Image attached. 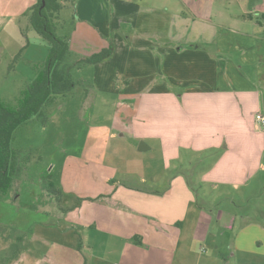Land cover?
Returning <instances> with one entry per match:
<instances>
[{
    "label": "crops",
    "instance_id": "crops-1",
    "mask_svg": "<svg viewBox=\"0 0 264 264\" xmlns=\"http://www.w3.org/2000/svg\"><path fill=\"white\" fill-rule=\"evenodd\" d=\"M37 1L0 0V52L14 51L12 61L31 44L24 34L31 30ZM61 3L59 15L72 0ZM82 3L89 14H82ZM92 3L75 5L74 29L66 38L72 52L87 57L107 48L105 35L113 34L114 55L95 66L93 89L119 92V111L127 118L119 121L121 135L144 140L133 142L140 144L135 162L150 167L148 176L118 169L116 175L154 184L171 171V183L164 191L116 186L113 175L79 206L45 208V215L67 225L63 235H48L46 229L55 228L43 224L34 236L41 237V256L31 253L30 259L34 264H264V206L256 214L238 213L245 199L230 197L252 194V183L264 175V127L256 122L264 115V0H117L115 29ZM28 61L37 75L41 60ZM117 76L122 80L116 89ZM23 92L11 98L20 100ZM155 154L159 175L152 171ZM200 164L204 169L194 172ZM211 193L214 203H229L201 204L200 196ZM7 222L0 217L3 256L8 250L2 243L12 237L2 230H13ZM27 254L11 256L7 264H25Z\"/></svg>",
    "mask_w": 264,
    "mask_h": 264
},
{
    "label": "rangeland",
    "instance_id": "rangeland-1",
    "mask_svg": "<svg viewBox=\"0 0 264 264\" xmlns=\"http://www.w3.org/2000/svg\"><path fill=\"white\" fill-rule=\"evenodd\" d=\"M80 1L72 0L69 9H65L61 15H59L60 13L55 15L53 27L60 38L63 39L71 35L75 25L74 16H77L75 5H78ZM115 1L117 0H97V2L94 0V4L92 3L94 12H98V7L102 12H106L105 22L109 26L113 24L114 29L117 23ZM81 7L82 14L83 12L89 14L90 11L87 8L83 10V3ZM194 10L196 11V9ZM30 28L32 31L27 30V34H24V30L21 29L22 34L29 39L31 44L27 45L21 55L20 52H15L20 55L19 57L14 56L12 61L9 55L14 51L0 52V97L12 107L18 106L19 98L12 99L11 96L20 97V92L27 89L37 76L28 59L32 62L41 60L39 69L42 70L50 51L49 43L39 36L32 27ZM114 29L111 31L115 32ZM105 37L109 38V45L114 40L113 34L105 35ZM15 42L16 37L14 36L13 44ZM96 65L82 63L81 66L79 65L80 67L71 71L73 79L77 82L76 87L67 96L57 97L44 108L47 116L46 123H43L41 118H36L21 126L14 134L12 147L15 150H22L18 162L23 168V173L20 178H14L8 195L0 200V217L8 221V225L13 228L11 232L4 228L2 230L8 236L10 234L12 238L9 239V242L2 243L8 252L4 251L7 252L5 256L0 252V264L10 263L11 256L17 258L23 251L28 253L25 264L33 261V258L30 259L31 253L40 257L41 237L35 238L34 236L41 234L43 224H53L52 226L55 228L54 231L46 229L48 235L64 234L61 227L65 230L64 226L67 224L52 214L45 215V211H43L45 208L48 211L52 210L54 204H57L55 198L47 199L44 191L45 186L50 182H53L57 188L60 187L65 194L62 206L66 207H72L79 203L82 197L89 195L88 193L96 194L105 185L106 178L113 175H115V184L128 183L133 187L140 186L152 190L164 191L171 183L169 180V176L172 175L171 171L166 174L167 178L165 176L163 180L154 184L132 179L123 180L122 176L116 175L118 171H134L148 176L150 167L147 165V170H145L138 167L135 162V155L138 153L134 150H139L140 144L133 146V142L141 143L144 140H137L131 134L121 135L119 121H123L122 118L126 117L122 115V111H119L123 102L119 97V92L117 90L93 89ZM14 66L16 67L15 71L13 68L10 69ZM121 80L119 76L115 78L116 89L120 86ZM26 81L28 82L26 83ZM157 117L160 119L159 115ZM144 121L146 125L149 124L148 116ZM155 156L158 162L152 166V171H157L156 175H159L161 166L158 155L155 154ZM200 167L201 169L197 165L194 172L197 169L199 171L204 169L203 164H200ZM116 169H118L117 172ZM188 174L193 175V172H188ZM194 181L191 179L188 182L196 187L193 184ZM109 186L113 187L112 184ZM251 190L252 194L235 193L230 196L238 200L245 199L244 202L241 201L242 205L237 209L238 213L244 210L256 214L258 208L264 206V175L252 183ZM211 199H215L213 193L207 197L200 196V202L204 205L213 204L214 207H221L229 203V199H217L215 203ZM22 236L23 238L28 237L27 240L20 241L19 237ZM12 239L13 242H10Z\"/></svg>",
    "mask_w": 264,
    "mask_h": 264
},
{
    "label": "trees",
    "instance_id": "trees-1",
    "mask_svg": "<svg viewBox=\"0 0 264 264\" xmlns=\"http://www.w3.org/2000/svg\"><path fill=\"white\" fill-rule=\"evenodd\" d=\"M62 8L61 0L37 1L30 16V25L49 43V54L42 70L24 90L17 107L7 105L0 98V200L8 195L14 178H20L23 173V168L18 162L22 150L12 147L15 132L36 118H41L42 122L46 123L44 108L57 97L67 96L76 87L77 82L71 74L74 68L80 67L82 63H102L110 59L115 51L113 42H110V45L99 53L77 59L79 56L71 51L69 39L57 36L53 27V19ZM44 191L47 196L55 198L58 207L62 209L65 195L63 191L53 182L48 183ZM81 201L82 199L77 206Z\"/></svg>",
    "mask_w": 264,
    "mask_h": 264
},
{
    "label": "built area",
    "instance_id": "built-area-1",
    "mask_svg": "<svg viewBox=\"0 0 264 264\" xmlns=\"http://www.w3.org/2000/svg\"><path fill=\"white\" fill-rule=\"evenodd\" d=\"M256 122H257L260 126L264 127V115H263V114H258V115L256 116Z\"/></svg>",
    "mask_w": 264,
    "mask_h": 264
}]
</instances>
